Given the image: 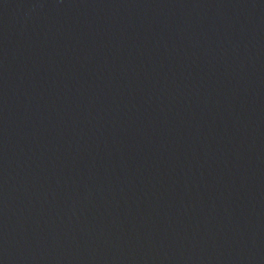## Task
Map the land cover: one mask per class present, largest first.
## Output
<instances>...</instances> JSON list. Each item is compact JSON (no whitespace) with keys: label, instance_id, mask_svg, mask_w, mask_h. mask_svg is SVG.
I'll use <instances>...</instances> for the list:
<instances>
[{"label":"water","instance_id":"1","mask_svg":"<svg viewBox=\"0 0 264 264\" xmlns=\"http://www.w3.org/2000/svg\"><path fill=\"white\" fill-rule=\"evenodd\" d=\"M0 264H264V0H0Z\"/></svg>","mask_w":264,"mask_h":264}]
</instances>
